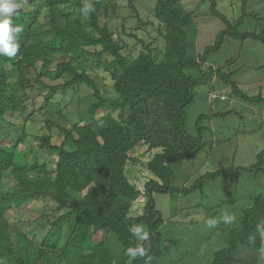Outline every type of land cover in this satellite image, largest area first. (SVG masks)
<instances>
[{"label":"trees","instance_id":"1","mask_svg":"<svg viewBox=\"0 0 264 264\" xmlns=\"http://www.w3.org/2000/svg\"><path fill=\"white\" fill-rule=\"evenodd\" d=\"M116 1L18 0L22 7L12 19L14 26L22 27L15 40L19 50L16 57L0 56V264H156L163 255L164 219L154 194L187 197L203 192L217 178L264 176L263 148L250 167L209 172L189 187L172 184V165L192 160L204 149V122L238 114H202L196 121L197 135L189 134L187 109L201 86L216 76L235 97L264 106L261 90L249 95L236 81L243 68L226 72L225 67L209 66L226 39L264 45V16L248 10L253 0H242L238 20L225 16L217 0H200L225 25L203 54L197 50V11L188 10L182 0H157L147 21L136 0H124L140 25L136 29L153 27L163 47L158 39L147 43L126 32L125 26L122 32L114 31L107 20L117 12ZM85 5L91 8L84 11ZM247 18L255 27L243 32ZM123 35L141 45L137 56ZM233 64L235 59H230L226 66ZM99 71L110 80L115 96L103 92ZM85 91L87 107L79 111L78 122H69L65 113L72 101L65 104L56 98ZM32 126H38L35 133ZM139 143L160 151L148 164L157 179L146 183L144 193L127 177ZM43 154H50L52 161L42 159ZM5 180L11 183L8 190ZM144 196V213L131 217ZM46 199L56 206L46 221L12 225L5 217ZM137 225L149 233L148 239L138 238L133 231ZM259 230H264L262 194L244 209L241 227L232 231L212 264L241 262V246L264 251V237L255 236ZM130 248H142L146 254L133 258L127 254Z\"/></svg>","mask_w":264,"mask_h":264},{"label":"rangeland","instance_id":"2","mask_svg":"<svg viewBox=\"0 0 264 264\" xmlns=\"http://www.w3.org/2000/svg\"><path fill=\"white\" fill-rule=\"evenodd\" d=\"M156 1L136 0L145 21L152 20ZM217 1L219 10L229 19L238 20L241 17L242 0ZM115 3L118 5L117 12L112 14L110 21L107 20L114 31L122 32L125 26L126 32H135L139 39L147 43L158 39L157 43L162 46L163 41L158 38L156 29L150 26L137 30L140 25L127 3L124 0H117ZM182 3L188 10L197 11V50L203 54L206 47L215 44L225 25L210 14L208 3L202 4L200 0H182ZM248 10L264 16V0L251 1ZM105 22L104 18L102 23ZM254 27L255 22L247 18L241 30L253 31ZM122 39L129 49L134 48V55L137 56L142 51L141 45L136 43L137 40L124 35ZM230 59H235V64L226 66ZM210 65L225 67L226 72L229 69L243 68L236 77L241 88L249 95H257L260 90L264 94V71H259L260 67H264V45L251 41L242 44L226 39L222 50L210 58ZM100 74L103 78V92L108 97L115 96L110 80L105 78L102 72ZM197 93L196 101L187 109V132L192 136L197 135L196 121L202 114L228 111H236L238 114L204 122L207 128L204 133L206 145L199 156L172 165V184L178 188L189 187L200 176L232 165L250 167L256 162L257 153L264 148V106L243 102L216 76L209 85L201 86ZM88 94L89 92L85 91L56 98L55 101L65 104L72 101L65 113L69 122L79 121L78 113L87 107L85 98ZM55 109L57 110V107ZM34 128L38 126L30 127L32 130ZM56 142L59 140L56 139ZM29 146L37 148L35 141H29ZM158 152L160 151H149L147 145L139 143L133 152V161L128 164L127 177L142 193L145 192V185L149 180L157 179L148 170V164ZM42 157L45 161H52L50 154H43ZM4 187L6 190L10 189L11 183L5 180ZM261 194L264 196V176L257 177L246 173H242L235 181L217 178L209 182L203 192L197 191L187 197L154 194L156 208L164 219L160 228L163 255L156 264H212L215 253L230 242L232 231L241 227L244 209L252 205L255 198ZM146 200L144 196L135 203L131 217L144 213ZM223 203L225 204L222 206ZM55 208V204L46 199L30 205L25 210L8 212L5 217L12 225H19V222H43L55 214ZM258 216L261 218L263 214ZM225 217L231 218V222ZM257 219L256 222L259 221V218ZM262 233L264 230H259L255 236L263 238ZM37 240L40 241V237ZM237 257L241 262L234 264H264V251L256 252L245 246H241Z\"/></svg>","mask_w":264,"mask_h":264},{"label":"clouds","instance_id":"3","mask_svg":"<svg viewBox=\"0 0 264 264\" xmlns=\"http://www.w3.org/2000/svg\"><path fill=\"white\" fill-rule=\"evenodd\" d=\"M26 2L27 0H22V3ZM22 3L18 2V0H0V56H6L8 58L17 56L19 44L15 40L17 34L22 31V27L13 25L12 16L14 13H17V9L22 7ZM90 8L91 5H85L84 11H88ZM225 219L229 223L231 222V218L225 217ZM209 223H213V221H209ZM133 231L141 240H146L149 237V233L144 230L143 226L137 225ZM127 254H131L135 258L137 255L144 256L146 253L142 248H130Z\"/></svg>","mask_w":264,"mask_h":264}]
</instances>
